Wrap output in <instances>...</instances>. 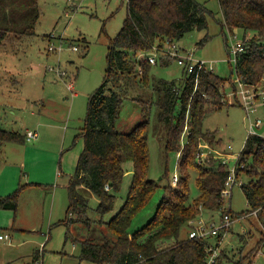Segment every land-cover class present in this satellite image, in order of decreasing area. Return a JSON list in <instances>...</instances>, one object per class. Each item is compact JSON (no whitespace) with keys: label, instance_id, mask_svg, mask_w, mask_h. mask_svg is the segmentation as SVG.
<instances>
[{"label":"rangeland","instance_id":"obj_1","mask_svg":"<svg viewBox=\"0 0 264 264\" xmlns=\"http://www.w3.org/2000/svg\"><path fill=\"white\" fill-rule=\"evenodd\" d=\"M198 1L211 11L207 16L208 27L194 29L174 44L181 51L192 53L195 59L212 64L217 75L236 81L239 75L230 46L243 41L245 33L240 29L231 32L222 26L224 17L219 0ZM39 5L40 18L35 27L28 34L11 35L0 47V128L23 134L38 131L37 144L35 139L32 142L26 139L24 143L7 142L0 151V198L19 190L17 210L0 208V234L8 233L12 238L11 241L0 239V264H93L79 258L80 241L104 242L117 238L106 222L121 210L130 194L134 160L124 162V179L112 211L99 214L96 210L99 198L90 189L80 187L89 200L83 217H88L90 224L77 220L76 215L69 225L64 220L70 205V179L84 149L89 96L104 83L110 40L124 23L128 0H39ZM206 34L208 40L200 44ZM50 44L57 50L49 51ZM163 44V49L168 47L166 42ZM73 45L78 50H74ZM130 56L133 58L134 53ZM168 57L159 51L157 63L150 65L145 75L140 69L137 79H133L136 82L127 83L116 128L130 132L140 123L149 121L147 177L163 185L168 183L165 176L168 174L172 187H176L172 178L174 173L180 174L179 156L176 151L167 149L169 128L158 117L159 97L153 94V87L161 80L175 81L178 86L184 81V69L176 59L164 64L163 60L168 61ZM139 58H135L137 63ZM58 69L67 76L62 78ZM70 80L73 91L67 88ZM145 80L147 84L143 85ZM225 86L229 95L234 87L230 82ZM135 97L148 102L149 115ZM229 99L233 100L231 96ZM230 100L224 101V107L206 114L203 128L212 140L201 142L208 147L205 151L211 149L214 156L209 166L219 167L221 161H226L229 170L236 165L248 136L245 112L238 103L230 104ZM161 106L159 103V108ZM259 115L264 121V109H260ZM260 130L264 133V123ZM228 145L233 149L229 150ZM248 161L253 162L254 155ZM222 167L226 168L224 164ZM188 174L190 202H194L201 196L198 171L189 168ZM250 180L249 175L242 174L232 188L231 197H223V208L231 210L238 218H233L231 227L220 236L227 233L222 241L221 264L234 261L264 264L263 219L259 213L241 217L249 210L242 184ZM163 192L164 188L158 190L135 219L132 230L143 227L153 217ZM226 213L218 207H204L196 220L203 218L209 224H219L221 214ZM188 232L186 225L182 236ZM217 241L216 237L210 238L211 243Z\"/></svg>","mask_w":264,"mask_h":264},{"label":"trees","instance_id":"obj_2","mask_svg":"<svg viewBox=\"0 0 264 264\" xmlns=\"http://www.w3.org/2000/svg\"><path fill=\"white\" fill-rule=\"evenodd\" d=\"M219 3L224 17L222 26L231 32L240 29L245 33V50L236 58L238 75L247 84L259 83L264 77V0H219ZM39 6V0H0V47L11 35H25L35 27L40 18ZM210 13L198 0H128L124 23L116 37L110 40L104 83L89 96L84 149L70 179V205L64 222L69 225L76 215L77 220L90 224V219L83 217L89 200L80 187L90 189L99 198L96 209L99 214L115 208L116 193L124 179L125 160H134V183L121 210L106 222L117 238L104 242L81 240V260L93 264H205L210 239H191L188 233L182 236L183 227L204 207H218L222 213L227 211L233 218H238L231 210L223 208L225 200L221 193L230 170L225 164L226 168L222 167V162L219 167L209 166L215 160L212 154L198 157L201 142L212 138L203 128L204 117L208 112L224 107L227 99L224 86L230 82L235 88L233 81L202 71L196 89L194 74H185L181 86L175 81L161 80L153 87V94L159 97L158 117L169 128L167 149L181 152L177 161L180 174L176 187H172L168 174L165 175L168 183L163 185L147 177L149 121L140 123L130 132L116 128L127 93L125 86L136 82L140 69L145 75L152 65L140 59L137 63L135 58L150 52L154 45L162 47L169 39L180 40L194 29H206ZM208 38L206 34L199 43L203 44ZM131 53H134L133 58ZM168 58V61L163 60L164 64L173 60ZM134 99L149 115L148 102L140 97ZM159 103L162 104L160 108ZM25 141L26 134L0 128V151L7 142ZM251 155H254L253 162L248 161ZM241 162L245 167L237 169V178L242 174L251 177L249 182L242 184L249 210L241 217L257 211L264 223V137L248 138L238 165ZM189 168L198 171L197 185L201 196L194 202H190ZM160 188H164V192L153 217L143 227L132 230L135 219ZM18 197L19 190L1 197L0 208L17 210ZM215 264H221L219 258ZM233 264L244 263L234 261Z\"/></svg>","mask_w":264,"mask_h":264},{"label":"built area","instance_id":"obj_3","mask_svg":"<svg viewBox=\"0 0 264 264\" xmlns=\"http://www.w3.org/2000/svg\"><path fill=\"white\" fill-rule=\"evenodd\" d=\"M51 37L55 36L51 34ZM236 37V35H235ZM175 41L167 40L166 43L168 45L167 48L159 47L158 45H154L153 49L146 53V54H139L137 57L140 60L143 61H149L152 64H156L157 62V55L159 51H162L165 55H168L169 57L176 59L179 65H181L184 69V72L186 75H195V89L198 86L199 83V76L202 71H209L211 73H215V69L213 65H207V61L204 60H197L194 58L193 54L190 52H184L181 51L175 44ZM72 48L74 50H78V47L73 45ZM57 50L53 44H50L49 51H55ZM59 51L61 48L58 49ZM231 53L234 55V59L236 61V58L239 53L245 50V41H237L232 46H230ZM52 70V68H50ZM59 75L64 78L67 76V73L65 71H61L58 69ZM236 85L235 88L232 90V92L226 95L227 100L229 99V96L233 98V100H230V104L238 103L242 109L245 112V117L247 121V129H248V136L246 138V141L251 136H262L264 137V133L261 132L262 125L264 123L263 118L259 115L260 109H264V77L263 79L256 84H247L245 83L240 77L233 81ZM226 86H224L225 88ZM70 91H73L74 85L73 81L70 80L69 84L67 86ZM72 94L75 95L73 92ZM206 95V94H204ZM37 132L29 130L26 133V139L31 141L37 137ZM207 145L200 144V153L198 157H202L207 154H212L211 149L209 151H205L207 149ZM229 150H232V145H228L227 147ZM181 152H179L177 155L180 156ZM228 155V154H227ZM240 156L237 159L236 165L230 170V175L226 181V187L222 191V197H231V191L233 186L239 181L237 178V169L244 168L245 163H239L238 160L240 159ZM223 164L226 165V161H221ZM179 180V174L174 173L172 182L176 184ZM252 214L257 215V211H254ZM222 220L219 224L213 222L211 224L205 222L203 218L199 219L198 221L196 218L191 219L188 223L189 226V232L188 236L191 239H210L211 237L218 238V241L216 243H209L208 246H206V250L208 252V258L205 262V264H215L219 258V256L222 253V241L227 234L226 232L224 235L221 236L223 231H227L233 222V217L231 214H221ZM0 239L2 240H8L11 241V236L6 234H0Z\"/></svg>","mask_w":264,"mask_h":264},{"label":"crops","instance_id":"obj_4","mask_svg":"<svg viewBox=\"0 0 264 264\" xmlns=\"http://www.w3.org/2000/svg\"><path fill=\"white\" fill-rule=\"evenodd\" d=\"M73 96H74V94H72ZM38 132V131H37ZM38 134V133H37ZM38 137V136H37ZM38 139V138H37ZM37 139H35V144H37L38 143V141H37ZM32 142V141H31Z\"/></svg>","mask_w":264,"mask_h":264}]
</instances>
